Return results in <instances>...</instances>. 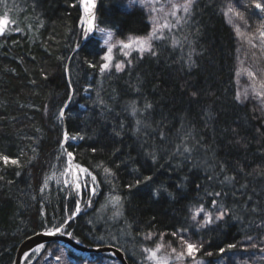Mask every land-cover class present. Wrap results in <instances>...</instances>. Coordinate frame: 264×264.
I'll use <instances>...</instances> for the list:
<instances>
[{"label": "trees", "instance_id": "1", "mask_svg": "<svg viewBox=\"0 0 264 264\" xmlns=\"http://www.w3.org/2000/svg\"><path fill=\"white\" fill-rule=\"evenodd\" d=\"M123 2L97 1L87 47L81 0H9L11 13H0L8 23L0 35V156L18 161L0 160V264H13L25 239L63 226L76 203L81 212L64 234L87 248L114 247L127 264H264V108L239 88L230 23L236 14L264 34V11L255 8L264 0H196L171 40L152 44L155 56L133 53L121 71L101 72L99 27L121 42L150 34L147 14ZM133 103L141 112L153 107L134 117ZM137 118L148 126L137 130ZM71 161L88 170L79 193L70 185ZM224 174L234 186L220 183ZM213 199L231 210L214 231H197L191 216L201 205L215 212ZM174 230L203 241L195 258ZM33 259L23 264H45Z\"/></svg>", "mask_w": 264, "mask_h": 264}, {"label": "rangeland", "instance_id": "2", "mask_svg": "<svg viewBox=\"0 0 264 264\" xmlns=\"http://www.w3.org/2000/svg\"><path fill=\"white\" fill-rule=\"evenodd\" d=\"M8 2L9 0H0V13H11L8 9L11 5ZM186 3H188V0H135V3L131 7H128V0H124L123 5L127 10L141 9L147 14L150 34L145 38L129 39L121 42L109 31H104V33L98 32L97 39L104 50V56L112 57L111 61H105L103 58V63H110L109 69L115 68L116 63L123 64L131 54L141 55V52L138 51L141 45L171 40L172 35L188 14L183 8ZM81 8L83 12L81 21L82 37L85 40L84 29L88 26L89 13L85 11L84 4L82 3ZM95 10L96 8L92 10V13ZM173 13L175 14L173 15ZM0 20L6 19L0 18ZM230 23L233 24L239 43L237 83L241 91L246 93L252 92L264 108V34L261 29L258 32L254 31L255 29H252V24L244 22L236 14L231 15ZM6 31H8V23L4 26V32ZM108 33H111V37L108 36ZM92 34L89 33L88 35L91 36ZM105 40L108 41L107 44ZM124 43H128L131 46L124 48ZM109 47L112 48V52L110 53L107 51ZM69 177L72 190L76 193L83 191L85 185L90 182L87 174L80 172L77 167L70 166ZM77 182L80 185L79 189L76 188ZM91 189L92 185H89L90 194L92 195ZM86 206L89 208V203ZM33 257V260L42 258L41 260L45 264H118L112 260H99L92 256H80L81 260H71L67 252L60 246L54 249L40 247L33 252ZM154 264L168 263L162 262L161 258H158Z\"/></svg>", "mask_w": 264, "mask_h": 264}, {"label": "snow or ice", "instance_id": "3", "mask_svg": "<svg viewBox=\"0 0 264 264\" xmlns=\"http://www.w3.org/2000/svg\"><path fill=\"white\" fill-rule=\"evenodd\" d=\"M81 3L84 4L85 11L88 12L90 16H92V10L97 7L96 0H81ZM134 3H135V0H128V7H131ZM193 4H194V0H188V3H186L183 6L184 11L186 13H190V10L193 8ZM255 8L259 9L261 11H264V6H262V4H260V3L255 4ZM174 14L175 13H173V15ZM6 23H7L6 20H0V35L4 34V26L6 25ZM95 23H96L95 17H92L88 21V26L84 29V39H85V45L84 46L85 47H87L89 45H93L94 46V41L92 40L91 36H89L88 34L89 33H93L94 24ZM98 30H99L100 33H104V28L103 27H99ZM108 36L111 37V33H108ZM105 43L107 44L108 41L105 40ZM130 46L131 45L128 44V43H124L123 44L124 48H129ZM107 51L109 53L112 52V48L109 47L107 49ZM138 51L141 52V59L143 58L142 54L145 51L150 52L151 55H153V56L156 55V53L154 51H152V44L151 43H146V44L141 45V47L138 49ZM103 58L105 59V61H111V59H112V57L107 56V55H105ZM130 62L131 61H129V63ZM187 63L189 64V66H194L195 62L192 61L191 55H189ZM89 67H93V65L89 64ZM109 68H110V63L106 62V63H103L101 65L100 71L104 72L105 70H107ZM115 68H116L117 72L121 71L122 70L121 63H116L115 64ZM130 107H131V115L135 117L137 112H140L141 116H143L144 112H146L149 109H152L153 106L150 103L145 104L144 105V112H141L140 109H137L134 103ZM64 114H65V109L61 108L60 109V118L61 119H63ZM135 124L137 126V130H139L141 127H147L148 126L145 123L144 120L139 119V118L136 119ZM63 139H64V141H67L69 139V135H68L67 132L64 133ZM71 139H76V137L73 136V137H71ZM164 139H165V137L163 136V134H161L160 135V140H164ZM183 152L184 153H188V152H190V149L186 147V148L183 149ZM67 155H68L69 160H71L73 158V153L72 152L69 151L67 153ZM149 155L151 156V159H152L154 164L158 163L156 155H155L154 152L153 153H149ZM0 160H2L5 165H7L9 162H11L13 165L18 163V161L14 160V159L9 161V158L7 156H0ZM77 167L79 168V166H77ZM79 171L80 172H85V173L88 172V170L84 169V168H79ZM104 172L105 173H109V169L108 168H104ZM221 172H223V168H221ZM89 175H90V173H89ZM206 178L209 181H215L216 179H219L218 176H214V175H208ZM96 179H97L96 176H92L93 182H95ZM233 180H234V178L232 176L224 174L223 175V179L220 180V183L222 185H224V184L233 185ZM131 187L132 186L129 185V188H131ZM176 187H177V192H179V190L181 189L182 185L178 184ZM196 187H197V190H199L201 188V185H197ZM242 187H246V185L242 186ZM76 188L77 189L80 188V185H79L78 182L76 184ZM91 191H92V195H96L95 186L92 187ZM207 194L209 196L214 195L215 197H221L223 195H226L227 192L226 191L225 192H222V191H214V192L213 191H209ZM153 195L154 196L158 195V193H153ZM169 195H172V194L170 193ZM114 199L118 200L119 198H114ZM211 204H212L213 209L216 210L215 212L206 211L205 206L201 205L196 210V212L191 216V219L198 224L197 231H201V230H203L205 228H207L209 232L214 231V229L211 226L215 225L217 221H224L226 216H228L229 211L231 210V209H229L226 206V204H225V202L223 200L213 199V200H211ZM238 206L239 205H237V207ZM89 207H91V202H89ZM253 211H255V209H253ZM80 212H81L80 204L76 203L74 212L70 213L68 219L63 221V223L64 224H68L72 219L76 218V216H78L80 214ZM181 230L184 231V232L190 231L189 229H185L183 225H181ZM55 231L58 232V233H64L65 230L63 229L62 226H57ZM46 234L47 235H52L53 233L52 232H48ZM66 234L69 237L72 235L71 233H66ZM178 234H179V239L186 246V254H187V256L195 258V255L200 253L201 250L204 247L203 241L202 240H197L195 242H192V239H191L190 235H184V234H182V232H178V231L174 230L173 235H178ZM192 235H194V234H192ZM146 238H150V237H146ZM157 247H159V246H157ZM230 247H235V245H230ZM252 247L255 248L256 244H252ZM175 251H176L175 248H173V252H175ZM220 251L223 252L224 250L220 249ZM262 251H264V249H262ZM184 254H185L184 252H181V253L178 254V257H182V256H184ZM153 255H155V253H153ZM207 255L208 256H212L213 253L212 252H207Z\"/></svg>", "mask_w": 264, "mask_h": 264}, {"label": "water", "instance_id": "4", "mask_svg": "<svg viewBox=\"0 0 264 264\" xmlns=\"http://www.w3.org/2000/svg\"><path fill=\"white\" fill-rule=\"evenodd\" d=\"M94 16L95 11L92 13V17ZM71 166H74L73 161H71ZM74 219H72L69 223H71ZM68 224H64L62 226L63 229H65ZM52 233V235H47L46 233L36 234L22 241L16 250L13 264H23L31 253H33L36 249L48 244H57L60 247L70 250L80 256H110L118 264H127L123 254L114 247L101 246L96 248H87L64 233H58L56 231Z\"/></svg>", "mask_w": 264, "mask_h": 264}, {"label": "bare ground", "instance_id": "5", "mask_svg": "<svg viewBox=\"0 0 264 264\" xmlns=\"http://www.w3.org/2000/svg\"><path fill=\"white\" fill-rule=\"evenodd\" d=\"M91 18H92V16L88 15V20L87 21H89V19H91Z\"/></svg>", "mask_w": 264, "mask_h": 264}]
</instances>
